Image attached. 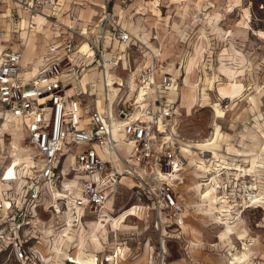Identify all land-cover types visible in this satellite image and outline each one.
<instances>
[{
  "label": "rangeland",
  "instance_id": "374dc122",
  "mask_svg": "<svg viewBox=\"0 0 264 264\" xmlns=\"http://www.w3.org/2000/svg\"><path fill=\"white\" fill-rule=\"evenodd\" d=\"M114 1L111 0L108 5L111 6ZM117 1L120 4V0ZM152 1L127 0V6L133 2L135 9L145 14L142 16L127 13L124 18L131 17L133 25H138L137 32L146 30L148 40L154 31L158 35L157 40L150 42L161 48L159 62L167 65L166 70L176 77L177 86L186 96L178 103L183 115L180 117L176 113L180 119L178 132L192 139L209 136L212 131L215 132L218 134L216 140L222 147L228 143L231 152V158L228 159L230 166L239 164L245 169V172L223 169L225 172L222 174L218 190L221 191L219 194H224L232 215L237 210L244 209L243 205L249 198L248 193L257 194L256 198L260 199L241 212L242 220L233 226V233L229 237L233 245L229 251L227 238L220 240L216 236L221 230L220 225L211 223L215 214L206 209L210 205L216 208L218 203L210 202L209 198L207 205L200 204L195 190L190 189L196 178H192V169L185 165L187 160L184 156L183 168L179 173L183 183L178 186L184 206V222L180 227L165 223L160 227L155 226V217L145 199H137L129 187H124L118 197L114 201L111 200V204L116 211L130 203L121 212L136 205L134 214L128 215L124 222L130 227L124 229L120 225L114 227L109 223L105 231L101 230L91 237L90 230H87L83 247L87 252L89 250L104 256L120 246L124 249L125 259L118 264H264V151L260 149L264 139V0ZM155 10H160L161 15H155ZM117 18L116 15L115 19ZM124 18L119 17L118 20L123 23ZM137 32L133 33L136 35ZM37 40L40 41L38 37ZM139 41L132 49L131 56L135 58L145 52ZM85 60H80L81 65L88 67ZM81 75L82 70L76 77V90L80 97L88 102L90 96L81 92L78 83ZM122 92L117 99L123 98L119 107L123 104L128 108L134 99L135 91ZM217 95L220 99L215 102ZM255 102H258V105ZM216 108L223 112L221 116ZM24 135V130L13 124L10 129L2 132L0 138L4 151L0 159L1 164L8 159H14V143L18 146L14 153L30 158L31 152H28L24 145ZM251 158L255 159L254 163ZM22 165L25 168L23 176L8 186L14 194L23 190L28 175L32 173L31 159H26ZM185 168L187 169L184 170ZM198 172L202 176L205 174L202 170ZM205 178L206 176L200 179L204 181ZM121 183L123 184V177ZM215 194L216 192L212 191L211 196ZM46 196L48 194H45V198L34 209L30 224L25 227L24 238L28 252L36 264H71L53 257L54 254L49 252V248L50 240L64 228L66 217L71 215L77 218V214L66 212L65 209H60L62 207L59 205H55V210L52 206L54 201H50V197L47 199ZM122 199L123 201H120ZM115 201L121 204L118 203V206ZM83 214L81 218L84 223L98 215ZM237 226L240 229H237ZM243 229L247 231L244 237L248 248L245 250L247 256L241 258L243 262L231 263L232 253L236 256L243 253L241 240L236 238L237 233ZM65 238L67 237L64 236L63 239ZM62 243L63 249L70 254H74L79 248L75 242L63 240ZM0 264L18 263L11 259L8 249H0Z\"/></svg>",
  "mask_w": 264,
  "mask_h": 264
},
{
  "label": "built area",
  "instance_id": "2783aa9c",
  "mask_svg": "<svg viewBox=\"0 0 264 264\" xmlns=\"http://www.w3.org/2000/svg\"><path fill=\"white\" fill-rule=\"evenodd\" d=\"M59 1L0 0L12 5L11 13L16 18H21V13L27 15L28 30L35 27L34 19L40 15L59 27L61 33L69 34L47 45L43 64L32 75H28L22 61L21 49L0 51L1 118L18 122L24 130L23 141L32 162V173L19 194L8 186L23 176L24 166L13 165L11 159L0 165V249H8L18 264H36L26 246L25 227L45 194L54 201L55 210L59 205L81 216L97 214L119 193L122 177L126 176L133 182L134 196L144 198L152 211L155 226L165 223L180 227L184 222V206L178 193L183 183L179 173L184 159L170 130L176 107L167 94L177 80L166 70L167 65L153 56L131 79L136 88L146 91L143 105L136 103V110L93 109L85 123L80 99L69 93L65 83L62 59L75 53L82 40L91 50L97 68L106 74L108 68L117 67L130 54L129 48L115 51L113 42L129 45L139 40L114 19L106 0L90 27H75L74 13L69 14V23H63L57 15L46 12L59 6ZM126 1L120 0V5L126 6ZM3 34L0 31V36ZM150 39H158L155 31ZM128 84L125 81L118 86ZM150 94L153 99L147 100ZM116 128L123 135L125 151L118 146ZM3 151L0 143V159ZM67 158L70 162L64 165ZM57 188L59 193L54 192ZM94 255L96 262L117 264L115 252Z\"/></svg>",
  "mask_w": 264,
  "mask_h": 264
},
{
  "label": "bare ground",
  "instance_id": "6f19581e",
  "mask_svg": "<svg viewBox=\"0 0 264 264\" xmlns=\"http://www.w3.org/2000/svg\"><path fill=\"white\" fill-rule=\"evenodd\" d=\"M98 3L101 4L102 1L99 0ZM120 6H121L120 11H118V9L115 7L114 13L117 16L123 12L127 13L130 10L131 5H129V7H127V4H126V6H122V5H120ZM137 13L139 15L141 14L142 16L144 14V13H141L140 11H138ZM154 14L155 15H161L160 10H155ZM7 15H8L7 13L2 14V16H7ZM5 25H6L5 30H7V32L9 33L10 30H9L7 23H5ZM134 30H135V32H137L138 26L134 25ZM144 32H142V33H144ZM22 35H24V32L22 33ZM139 37L141 39L139 41L140 45L144 48L145 53L150 55L149 57L156 56L159 58V56L162 55L161 48H159V46H155L154 44L149 42L146 35L141 34V35H139ZM140 45H139V47H141ZM28 49H29V45L26 47L25 51H27ZM85 49H86V43H83L82 46H80L79 50H77L79 55H81L83 53V51H85ZM121 51H123V50H121ZM120 53H122V52H120ZM127 61H128V59L125 56L124 59L122 60L120 66L122 67L123 71L125 70L128 73V70H127L128 69V62ZM116 70L118 71V73L115 71L111 72L110 70L107 71L106 74L101 72L102 81H103L102 85H103V95H104V109H106V111H108L109 109H111L113 111L115 108V106H114L115 102L114 101L109 100L108 103L106 102V95H108V93H109V91H107L108 87L113 86V85L115 87H117L112 92V94L113 95L116 94V96L118 97V95L122 92L121 89H123V88H120L121 86H118V85L121 83L124 84L125 81H127V78L123 75V73L119 72L120 68H118ZM64 73H65V75H67L69 72H64ZM90 78L93 81L92 85L95 89V91H92V93L93 94L99 93V88H96V87H100V85H98L97 80L92 76V74H90ZM173 78H176V77H173ZM79 81H80L81 86H82V92L88 94V90L85 87L84 79L81 78V79H79ZM128 85L125 87L127 88ZM132 85H134L133 81H132ZM128 89L135 91L134 98H136V103L143 105L144 101H145L144 100V98H145L144 93H146L145 89L144 88H141V89L136 88L135 85L129 86ZM171 94L173 95L172 98L175 97L173 99L175 101H177L178 103L183 101V97H186L185 94L181 93L180 88L178 86H176L174 89L171 90ZM217 97L218 98H214L215 102L219 101V99H220V97L218 95H217ZM97 98H99V97H97ZM256 99H258V96L256 97ZM254 101H256V100H254ZM258 102H260V101H258ZM258 102H255L256 105H258ZM97 105L100 108H102L100 99H98ZM259 106H261V105H259ZM178 107H180L179 104H178ZM178 109L179 108H177V115L180 116V115H182V112L180 111V109L179 110ZM216 111H217V113H219L220 116H221V114H223V112H221L217 108H216ZM178 120H180V119L177 117L176 122L172 125L170 130H171V133L175 135L177 143L180 144L181 149L183 150L185 159L187 160L185 165H187V168L192 169L191 170L192 178H194V179L196 178L195 183L192 186L190 185V189L195 190V193L198 196V201L200 202L201 205H207L206 202H208L207 199L209 200V198H210V202L213 201L215 203L216 202L218 203V207H216V208H215V206H211L209 203L210 207L208 206L206 209L211 211V213L215 214V215H213V216H215L214 221L212 219L211 223L214 222L215 224H218L221 227V230L219 231L218 234H216V236H218V238L220 240H224L227 238V240H228L227 244L229 246L228 250L230 251V250H232L233 245L229 241V237H230V234L233 233L232 232L233 226L237 225V223L241 222V220H242L241 212L245 208L256 204L258 202V199H260V197L256 198L257 194L251 195L250 193H248L249 198L247 200L245 199L246 201L243 205L244 209L243 210H237L234 213V215H232L230 213L229 208H228L229 206L227 205V201L224 199V194H219L221 192L220 190H218V188L220 187V183H221V177H222V174L225 172V170L227 171L229 169H231V170L234 169L235 171L239 170L241 172L242 170H244V172H245V169L242 168L241 165H239V164H235L234 167L230 166L231 164L229 163L228 159L231 158V156L229 157V155H231V152L229 150L228 143L223 144V147H222L221 143L218 142V140H216L218 138V134H215V132L212 131L209 136H205V137L198 138V139H192V138L182 136L177 130L178 129V123H179ZM2 125L3 126L0 127V134H2V132L6 129H10V126H12V124L7 123V122H4ZM260 134H261V132H260ZM263 137H264V132H263ZM262 141H263V143H262V146L260 147V149H262L264 151V139ZM12 148H13V150H12L13 156L12 157H14V159L10 162H12L13 165H22V163L26 159H29L27 156H19L16 153H14V151L18 149V146L16 143H14L12 145ZM198 154H200V155L197 156ZM251 159L254 160L253 161V163H254L255 159L254 158H251ZM231 161H233V160H231ZM28 163H29V161H28ZM256 166H258L257 163H256ZM187 168H185L184 170H186ZM223 169H225V170H223ZM199 170L200 171L202 170V172L205 174L202 176L198 172ZM8 173H11V171H9ZM234 173L237 174V172H234ZM238 175L241 176L240 174H238ZM204 176H206V178L204 179V181H201L203 179H200V178H202ZM128 181H129V179L126 176H123V186L124 187L127 186ZM188 186H189V184H188ZM251 188H253V187L251 186ZM125 191H127V190L125 189ZM212 191H215L216 194L211 196ZM59 192H60V189H57V193H59ZM123 199L120 201H123ZM106 203H105L103 209L98 213V215L96 217H94L92 220H89L87 223H84L80 214L77 215V218H73L71 215H68L66 217V222L64 223V228L62 229V231L59 233V235L54 236L50 240L49 252H52L54 254L53 257L55 256L60 261L66 260L71 264H106L105 262L94 261V256H95L94 253L92 251L89 252V250L87 252L84 249L83 246H84V243L86 242L85 240H86L87 230H90V237H91L101 230L105 231L109 223L111 225H113L114 227H116V225H120L122 228L126 229L127 227H130L129 225L124 223L126 220V217L128 215L134 214V209L136 208V205H135V206L128 208L124 212H121L123 209H125L130 204V203H127L115 211V209L113 208V206L111 204V201L108 202V203H110V205H108V203L107 204ZM115 203H117V201H115ZM118 203H117V205L119 206V204H121V203H119V204ZM201 212H202V210H201ZM207 215L209 216V214H207ZM237 227H236L237 229H240L239 226H237ZM246 233H247V231L245 229H243L242 231L237 233L236 238L241 240L240 243H241V246L243 249L242 250L243 253L240 256H236V254L232 253L233 256H232V258H230L231 263L243 262L244 260H242L241 258H244L247 256V253L245 252V250L247 248V243H246V241H244L245 240L244 237H245ZM64 236H66L67 238L63 239ZM63 240L66 242H69V243L75 242L76 245L77 244L79 245V248H77V250L74 252V254H70L63 249V247H62L63 246V243H62ZM78 245H77V247H78ZM163 246H165V245H163ZM247 250H248V248H247ZM113 252H115V256L117 258V264L121 260L125 259L124 249L122 247H120V246L116 247V249L114 251H112V253ZM163 264H165V263H163Z\"/></svg>",
  "mask_w": 264,
  "mask_h": 264
},
{
  "label": "crops",
  "instance_id": "0c3cea01",
  "mask_svg": "<svg viewBox=\"0 0 264 264\" xmlns=\"http://www.w3.org/2000/svg\"><path fill=\"white\" fill-rule=\"evenodd\" d=\"M100 1H102L101 4L98 3L99 0H78V1H73V2H72V0H60L59 6L52 7L51 9H47L46 12H49V13L52 12L54 15H57L63 23H69V18H68L69 14L74 13L77 16L76 21H74V23H72L75 27H90L91 25L94 24L95 20L97 19L98 14L101 11V6L103 5L104 0H100ZM106 1H107V3L108 2L110 3L111 0H106ZM154 1L155 0H153L152 2H154ZM117 2L118 1L115 0L114 2H112L111 6L107 5L109 10L112 12L114 19L116 17V15L114 13L115 7L118 9V11L121 10V6ZM129 5H131V6H130V10L127 13H130V15L138 14L137 12L139 9H137V8L135 9V4L133 2L129 3L127 7H129ZM142 7H144V6H142ZM11 9H12V5L10 3H7V2L0 3V31H3V33H4L3 36H0V51L4 50V49H21L23 52L22 61L26 65V70L28 72V75H32L35 73V71L38 69V67H40L43 64V60H44L43 56L46 52L47 45L49 43L54 42V40L56 38L62 39V38H65L66 36H69V34L66 31L61 33L60 30L58 29L59 27L53 26L49 21H46L45 18L43 16H40V15L36 16L34 19L35 27L31 30H28V28L26 26L27 15L25 13H21V18L18 19L15 16H13V14L11 13ZM133 9H134V11L132 12ZM6 13L8 14L7 16H2V14H6ZM127 13L126 12L120 13L118 15V18L119 17L121 19L124 18V16ZM118 18H117V20L116 19L115 20L118 21L121 24V26H123L132 36L136 37L138 40H141L139 35H141V34L146 35V33L144 32L146 30H142V32H144V33H140V31H138L136 35L133 33V32H135L134 25H133L134 21H131V17L129 19L124 18L123 23L120 22L118 20ZM5 23H7L8 27H9V30H10L9 33L7 32V30H5V28H6ZM23 32H24V35H22ZM37 37L40 39V41L37 40ZM147 39H148V37H147ZM150 40H148V41L150 42ZM83 43H85V42L82 40L78 41L77 50H79L80 46H82ZM28 45H29V49L27 51H25L26 47ZM133 46H135L134 43H129V45H126V44H119L116 41L113 42V45H112V48L115 51L116 50L125 51L126 48H129V50H130V54H129L128 61H127L128 67H129V69H127L128 73L125 70L123 71L122 67L120 66L122 61L120 62V64L117 67L108 68V71L109 70L111 72L115 71L117 73H118V71L116 69L120 68L119 72H122L123 75L127 78L129 85L127 88L124 87L123 89H121L122 91H124V90L132 91V90L128 89L129 86H134V85H132L131 79L135 75L138 74L139 70L143 66L149 64L150 60H151V57H149V55L145 52L141 56L136 57V58L134 56H131L132 52H133V50H132ZM77 50L75 53L70 55V57H68V58L64 57L61 62L64 66L65 72H69L67 75H65V78H66L65 83L68 86V91H69V93H71L73 95L74 94L78 95V98L80 99L81 106H82V115H83L84 121L86 123L87 122L86 117L90 111H92L93 109H98L101 112L104 111V95H103V85H102L103 81H102L101 71L97 68L93 54L91 53V50L89 49L88 45L86 44V49H85V51H83V53L81 55H79ZM83 58L86 59L85 63H87L88 67H85V66L83 67L81 65L80 60ZM85 63H84V65H85ZM80 67H82V68H80ZM81 70H82V75H81L80 79L81 78L84 79L85 87L87 88L88 95L90 96L88 102L85 101L83 97H80V93H78L76 90V84H75L76 83V77ZM90 74H92V76L97 80L98 85H100V87H96V88H99V93H97V94L92 93V91H95V89L92 85L93 81L90 78ZM78 83L81 87V92H82V86H81L80 81H78ZM115 88H117V87H115L113 85V86L108 87V89H107V91H109V93H108L109 100L115 102L114 110L120 109V108H124L127 110H136V102L134 101L135 98L132 100V102H130V104H129L130 106L128 105V108L131 107L132 109H128L127 107H124L123 104L119 107V104L123 98L121 97V99L119 98V100H117L120 94L118 95V97L116 96V94H114V95L112 94V92L115 90ZM174 88H172V89H174ZM171 90L167 94H168V97H170L172 99V101L175 102L176 113H177L178 102L173 99L175 97L172 98L173 95L171 94ZM153 96H154L153 94H150L147 96L146 99L152 100ZM97 97H99V98H97ZM98 99H100L102 108H100L97 105ZM176 117H175V121L177 119ZM4 122L13 124L16 127L21 128V126L18 124V122L14 121L12 119H10L9 121H7V120L2 121L1 113H0V127L3 126L2 124ZM7 131H9V130H7ZM114 134H115L116 140L118 141V146H119L120 150L125 151L126 145H125V142L122 140L123 139L122 133L120 131H118L116 128ZM0 143H1V145H3L1 138H0ZM180 152H181V155L184 159L183 150L181 148H180ZM69 162H70V159L67 158L64 162V165H67ZM0 165H1V163H0ZM180 176H181V174H180ZM126 187H129V189L132 191V194H133V190H132L133 189V182L131 179H129V183H127ZM123 188H124V186L121 183L119 193H117L116 196L111 197L107 201V203L111 200L114 201L118 197V195L120 194V191H122L121 189H123ZM92 214H95V213H92Z\"/></svg>",
  "mask_w": 264,
  "mask_h": 264
}]
</instances>
